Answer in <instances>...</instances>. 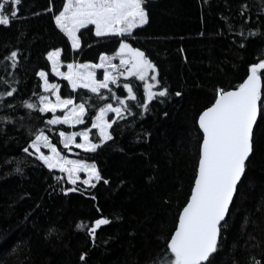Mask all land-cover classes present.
Returning <instances> with one entry per match:
<instances>
[{
    "label": "trees",
    "instance_id": "16d2710c",
    "mask_svg": "<svg viewBox=\"0 0 264 264\" xmlns=\"http://www.w3.org/2000/svg\"><path fill=\"white\" fill-rule=\"evenodd\" d=\"M62 5L63 0H21L10 25H0V264H161L195 178L199 113L214 102L218 87L234 88L249 65L264 59V0H144L147 22L125 39L154 63L156 90L165 88L168 95L151 100L147 111L126 100L132 115L116 118L112 139L94 152L72 149L73 158L95 163L101 177L115 181L111 195L127 209L124 221L103 211L96 192L50 171L30 148L23 151L43 132L63 153L58 132L71 131L48 125L52 113L25 107V101L39 105L45 95L38 71L60 85L62 98L87 101L84 123L72 130L89 127L94 142L99 136L92 117L104 103H118L107 90L101 89V100L51 73L50 50L61 48L63 65L97 63L120 40L98 38L87 26L73 51L53 20ZM12 51L18 53L15 66L5 59ZM128 83L142 103V84ZM122 85L119 80L110 87L126 97ZM253 145L208 264H264V113L254 126ZM74 187L79 191L65 194ZM101 217L109 223L90 236L87 227Z\"/></svg>",
    "mask_w": 264,
    "mask_h": 264
},
{
    "label": "snow or ice",
    "instance_id": "6c2138e0",
    "mask_svg": "<svg viewBox=\"0 0 264 264\" xmlns=\"http://www.w3.org/2000/svg\"><path fill=\"white\" fill-rule=\"evenodd\" d=\"M143 2L144 0H63L62 8L53 15L56 28L67 38L73 50L81 47V38L77 33L89 25L98 38L112 36L120 38L118 47L111 55L100 53L98 63L69 62L66 64L67 71L60 70L63 64L60 58L61 48H55L47 53L52 73L66 80L74 91L78 88L87 89L103 100L101 89H104L112 93L110 97L112 100L118 101L115 106L112 103H104L92 117L91 128L97 129L98 142L90 139V129L87 126L79 132L60 131L58 133L60 143L65 149L71 151L69 147L71 145L86 152H94L99 144L112 139L108 129L117 117L123 118L125 113L132 115L126 100L136 101L140 108L147 111L151 100L157 96L168 95L165 88L153 91L159 84L156 66L143 51L133 47L125 39L126 36L132 35L134 28L147 22ZM20 3L21 0H0V25H10L12 19L17 16ZM249 35L254 33L250 32ZM17 55L16 51H12L5 59L11 60L15 66ZM117 58L120 61L119 65L112 62ZM96 69L104 70L102 80L96 78ZM262 70L264 59L249 65L247 76L241 83L228 90L218 87L214 102L199 113L197 123L202 139L195 178L187 202L178 214L174 231L166 241L167 252L161 258V264H208L210 255L216 252L222 222L226 221L238 183L254 150V126L259 115L264 113ZM36 75L43 82L40 85L43 91L45 93L50 91L55 100H51L49 95H40L39 105L25 101V107L38 108L42 114L53 113L52 117L46 120L48 125L83 124L89 106L87 101L76 104L71 97L62 98L57 92L60 85L50 83L45 71H38ZM120 76L125 80L129 76H135L137 80L143 82L142 103L128 82L122 85L127 92L126 97L112 91L110 85L118 84ZM13 91L7 92L6 95L11 96ZM175 95L180 96L181 93L177 92ZM57 109L63 110L64 114L56 115ZM109 112L115 115L106 120L105 116ZM76 137H79V142H76ZM29 148L33 149L30 155H35L50 171L57 170L66 174L68 182L73 185L79 179L80 172L85 173L86 178L82 183L86 186L95 187L92 181L102 179L95 163L88 164L82 160L68 159L54 143H50L49 137L43 132L35 135L23 151L28 153ZM41 148H46L47 154ZM54 179L62 177L54 176ZM104 183L107 184L108 181L104 180ZM71 191L79 189L75 187L66 189L65 194ZM108 223L109 220L104 217L94 220L87 227L88 234L94 237L96 230ZM80 227L81 225L77 224V228ZM80 259L84 261L85 254L82 253ZM255 264H260V261H256Z\"/></svg>",
    "mask_w": 264,
    "mask_h": 264
},
{
    "label": "rangeland",
    "instance_id": "374dc122",
    "mask_svg": "<svg viewBox=\"0 0 264 264\" xmlns=\"http://www.w3.org/2000/svg\"><path fill=\"white\" fill-rule=\"evenodd\" d=\"M144 25V24H143ZM143 25H138L136 28H138V27H141V26H143ZM89 26H91V25H89ZM136 28H134V29H136ZM133 29V30H134ZM78 34V33H77ZM113 37V36H112ZM126 37H128V36H126ZM70 44V43H69ZM71 46V45H70ZM72 48V47H71ZM79 49V48H78ZM78 49H76V50H73V51H77ZM98 62H99V60H98ZM97 62V63H98ZM114 64H117V65H119V63H120V61H119V59L117 58V59H114L113 61H112ZM76 63H78V62H76ZM81 64H83V63H81ZM50 70H51V65H50ZM61 71H67V67H66V65H61V69H60ZM123 69H121V71H122ZM103 69H96L95 70V72H96V78L97 79H103ZM51 73H52V71H51ZM53 74V73H52ZM54 76H55V74H53ZM56 77V76H55ZM57 78H60V79H63L62 77H57ZM132 79H135L136 81H138V82H140L141 84H142V91H143V96H144V88H143V82L142 81H140V80H137L136 78H135V76H129V77H127V80H125V78L123 77V76H120V77H118V80H121L122 81V83H125V82H129L130 80H132ZM42 82V81H41ZM149 82H151L150 80H149ZM43 83V82H42ZM131 85V84H130ZM158 86V85H157ZM156 86V87H157ZM72 89V88H71ZM73 90V89H72ZM153 91H157L156 90V88H154L153 89ZM57 92H58V89H57ZM45 95H49V98L51 99V100H55V97H52L51 96V94H50V91H49V93H45ZM69 107H71V105H69ZM51 113V112H50ZM53 114V113H52ZM56 115H63L64 114V112H63V110H61V109H57V112L55 113ZM110 115H112V117L115 115L114 113H111V112H109L106 116H105V119L106 120H110V118H109V116ZM81 124H78V125H74V126H70V125H65V124H57V125H53V126H64V127H68L71 131H69V132H73L74 130H72V129H76V128H78L79 126H80ZM93 129H95V128H93ZM96 131H97V129H95ZM76 132H79V131H82V129H79V130H75ZM108 131H109V129H108ZM60 132V131H59ZM58 132V133H59ZM76 139V142H79V137H76L75 138ZM106 141H108V140H106ZM105 141V142H106ZM60 145H61V148L64 150V152L63 153H61L62 155H65L68 159H73V160H75V158H73V154H72V149H77V148H75L74 146H69L70 147V149H71V151H69L68 149H65L64 147H63V145L60 143ZM31 149V148H30ZM41 150L42 151H44L45 152V154H47V149L46 148H41ZM79 150H82V149H79ZM82 151H84V150H82ZM33 152V149H31V153ZM34 157H35V155H33ZM36 158V157H35ZM39 160V159H38ZM40 161V160H39ZM41 162V161H40ZM42 163V162H41ZM43 164V163H42ZM88 164H90V163H88ZM44 165V164H43ZM47 168V167H46ZM57 171V170H56ZM58 173L59 174H61L62 176H64V178L66 179V181L68 182V180H67V176H66V174H62V173H60L59 171H58ZM78 176H79V179L77 180V182H76V184L74 185V186H76V185H79V186H81V187H83V188H85V189H90V190H92V191H94V192H96L97 193V195L100 197V204H101V206H102V209H103V211L105 212V213H107V214H113V215H115L116 217H118L119 219H121L122 221H124L125 219H126V217H127V209L124 207V205L120 202V200H118L117 198H115V197H113L112 195H111V189L115 186V181L114 180H110V179H105V178H103L102 177V179L101 180H99V181H96V180H93L92 181V183L93 184H95V187H91V186H86V185H84L83 183H82V181H83V179H85L86 178V176H85V173L84 172H80V173H78ZM104 180H107L108 181V183L107 184H105L104 183ZM71 184V183H70ZM73 185V184H72Z\"/></svg>",
    "mask_w": 264,
    "mask_h": 264
},
{
    "label": "water",
    "instance_id": "95a60500",
    "mask_svg": "<svg viewBox=\"0 0 264 264\" xmlns=\"http://www.w3.org/2000/svg\"><path fill=\"white\" fill-rule=\"evenodd\" d=\"M197 126H198V123H197ZM198 129H199V126H198ZM200 131V130H199ZM201 133V132H200ZM201 135H202V133H201ZM243 177V176H242ZM239 184V183H238ZM235 195V194H234ZM232 203V202H231ZM230 206H231V204H230ZM228 214V213H227ZM227 217V216H226ZM224 222H222V224H223Z\"/></svg>",
    "mask_w": 264,
    "mask_h": 264
},
{
    "label": "crops",
    "instance_id": "0c3cea01",
    "mask_svg": "<svg viewBox=\"0 0 264 264\" xmlns=\"http://www.w3.org/2000/svg\"><path fill=\"white\" fill-rule=\"evenodd\" d=\"M72 49V48H71ZM56 76V75H55ZM57 77V76H56Z\"/></svg>",
    "mask_w": 264,
    "mask_h": 264
}]
</instances>
